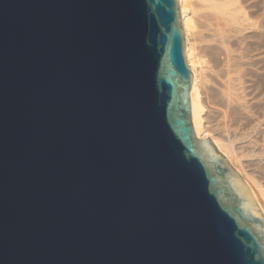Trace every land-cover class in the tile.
Returning a JSON list of instances; mask_svg holds the SVG:
<instances>
[{
	"label": "water",
	"instance_id": "1",
	"mask_svg": "<svg viewBox=\"0 0 264 264\" xmlns=\"http://www.w3.org/2000/svg\"><path fill=\"white\" fill-rule=\"evenodd\" d=\"M184 35L179 0H0V264H264Z\"/></svg>",
	"mask_w": 264,
	"mask_h": 264
},
{
	"label": "bare ground",
	"instance_id": "2",
	"mask_svg": "<svg viewBox=\"0 0 264 264\" xmlns=\"http://www.w3.org/2000/svg\"><path fill=\"white\" fill-rule=\"evenodd\" d=\"M246 2L247 0H179V8L184 34L186 35L187 58L193 76L191 101L192 122L195 135L209 134V138L217 144L219 150L224 153L232 167L238 173L242 175L245 173V170L251 172L250 175L245 173L247 176L245 174V176H243L250 186V195L255 198L256 204H258L261 211L264 212V155H260L263 159L257 156L251 157L252 159H249L248 156V161L243 159L246 157L244 154L247 152L248 155V151L250 150L256 153L255 150L258 147L257 143L260 141V138L258 142L256 139L257 143H255L254 139V141H249V139L252 140L253 136H251L252 138H248V141L243 137L246 141L242 139L244 143L242 142V144H240L238 143V139L241 140L242 137H238V141L236 140L238 135L237 126L235 130H233L235 127L231 130L233 123L239 124L241 120L239 117L243 118L242 116L246 115V112L251 110L250 108V110L247 111L250 103H252L248 101V94L251 90L249 88L251 87L249 82H253L255 78H253L252 75L256 72L254 69L255 66L257 67L261 61L264 60V54L251 51V48L254 49L251 45L255 44L252 43V40L257 39H253V35L258 33L256 31V23H254L257 19H255V14L253 15L255 21L250 18V13L248 14L246 11V5L249 4V2H247V4ZM258 20L261 21L262 19ZM258 20L257 25L259 24ZM258 28L259 30L261 29L260 27ZM255 47L257 48L259 46L257 45ZM259 48H257V50ZM204 59H206V61L208 60L211 64L208 66L209 68L204 67L209 63L203 66V64L206 63ZM251 78L253 79L251 80ZM257 78L260 77H256L255 79ZM263 79L264 76L261 77L262 81L259 79V84L263 82ZM251 88L253 90V87ZM254 91V93L258 92L256 90ZM261 96H258V98H262ZM259 109L261 111V108ZM255 110L257 109L255 108ZM253 111L251 110V112ZM256 112L255 115L257 116ZM257 113L261 114L259 111ZM250 114L249 117L254 116V114L253 116H250ZM260 119L264 120L262 117ZM255 120L256 119H254V121L252 120L254 123L249 122L248 127L251 131L255 130L259 136L262 128L260 124L256 125L257 123ZM246 122L244 124H246ZM245 126H247V124ZM241 133L240 131L241 136H245ZM252 135H254V133ZM262 142L264 144V140H262ZM259 144H261V141ZM261 147L264 146L262 145ZM263 151L257 153H263ZM242 167L244 169H242ZM256 170L259 173L261 172L260 175L257 173L260 182L256 180L257 176H254V171L256 172Z\"/></svg>",
	"mask_w": 264,
	"mask_h": 264
},
{
	"label": "rangeland",
	"instance_id": "3",
	"mask_svg": "<svg viewBox=\"0 0 264 264\" xmlns=\"http://www.w3.org/2000/svg\"><path fill=\"white\" fill-rule=\"evenodd\" d=\"M250 1H251V0H247V2H249V4H247V2H246V4H247V5H246V11L248 12V14L250 13V14H249V16H251L250 18L253 19L254 16H256L255 19H257V20H258V19H262V20H263V22H262V20H261V21L258 20V21H259V24L257 25V23H258L257 20L255 21V19H253V20L255 21L254 23H256V24H255V26H256V31L258 32V33H255V34H254L255 36L253 35V37H254L253 39L257 38L258 41H257V39L252 40V43H255L256 45H255V44H253L254 46L251 45V47L254 48V49L251 48V51H253L254 53L257 52L258 54H264V41H263V40H264V34H263V33H264V13H262V12H264V10H263V9H264V3H263L264 0H262V2H261V0H252V1H251L252 3H251ZM257 2H258V3H257ZM259 3H260V4H259ZM261 3H263V4H261ZM252 4H253V5H252ZM255 5H256V6H255ZM248 6H249V7H248ZM254 6L257 8V10H258L260 7H261V8L257 11L256 8H255ZM258 6H259V7H258ZM262 7H263V9H262ZM249 8H250V9H249ZM251 8H254V9H251ZM249 10H250L251 12H250ZM262 10H263V11H262ZM255 11H256V12H255ZM261 11H262V12H261ZM260 12H261V13H260ZM254 14H255V15H254ZM260 14H262V15H260ZM253 15H254V16H253ZM258 16H259V17H258ZM261 16H262V17H261ZM257 17H258V18H257ZM260 17H261V18H260ZM253 20H252V21H253ZM261 23H262V24H261ZM258 27H260L261 29L259 30ZM262 27H263V28H262ZM262 29H263V30H262ZM261 33H262V34H261ZM262 35H263V36H262ZM184 38H185V42H186V35H184ZM262 38H263V39H262ZM261 39H262V40H261ZM259 41H260V42H259ZM261 42L263 43V45H262ZM258 43H260V44H258ZM257 45L260 47V48L257 47V48H259L258 50H257V48L255 47V46H257ZM260 45L262 46V48H261ZM255 50H257V51H255ZM260 50H261V52H260ZM186 58H187V51H186ZM187 60H188V58H187ZM205 61H206V59H204V62H205ZM207 61H208V60H207ZM207 61H206L205 64H203V66L206 65L207 63H209V61H208V62H207ZM209 65H211V64L209 63V64H207V65L204 66V67H205V68H209V67H208ZM259 67H260V68H259ZM261 68H262V69H261ZM263 68H264V60L261 61V63H260L257 67L255 66L254 69H255L256 72H254V73L252 74V75H253V78H254V77H255V78H256V77H260V78H257V79L254 78L253 82H251V83L249 82V85L251 84V87H253V90H252L251 87H249L251 90L249 89L250 92H249V90H248V92H249L250 95L255 96V97H252V96H250V95L248 94V96H249V97H248V98H249L248 101H249V103H250V102H252V103H250L249 108L247 109V111L250 110V108H251L252 111H253V110H254V111H253V112H251V110L249 111V112L252 113V114H250L249 112H246L247 114L242 116L243 118L246 116V117H245L246 119H245V118L243 119V118L239 117V118L241 119L240 122H241V121H242V122H241V123L239 122V124H238V123H237V124L233 123V125H232L233 127H231V130H232L234 127H235V128H234L233 130H235V129H236V126H237V134H238V135H237L236 140L238 139V137H239V138L242 137L241 140H240V139H238L239 141L237 140L238 143H240V144H242V142L244 143V141H246V140H247L248 138H250L251 136H253V138L251 137L252 140L249 139V141H254V140H255V141H254L255 143H257V142L259 141V138H260L261 144H259L260 141L257 143V144H258V147H257V149L255 150L256 153H255V152H252V151L250 150V151H248L249 153H248V155H247V152H246V153L244 154L246 157L243 158L245 161H248V159H247L248 156H249V159H250L251 157H254V156H257V157H259V158H260V157L262 158V156L264 155V151H263V150H264V147H261L262 145L264 146V144H263V142H262V140H264V139H263V138H264V137H263V136H264V135H263L264 132H262V131H264V125H263V124H264V120H263V119H260L261 117L264 118V109H263V108H264V95H263V93H264V85H263V83H264V79H263V82H262L261 84H259L260 81H262V80H261V77L264 76ZM260 70H262L263 72L260 71ZM259 71L261 72V74H260ZM262 73H263V74H262ZM254 74H255V75H254ZM260 75H261V76H260ZM253 78H251V80H252ZM259 79H260V81H259ZM257 81H259V82H257ZM257 83H258V84H257ZM252 84H253V85H252ZM254 84H255V86H254ZM256 85H257V88H256ZM258 85H259V86H258ZM258 87H259V89H258ZM260 87H261V88H260ZM254 90H256V91H258V92L254 93V92H255ZM259 90H260L261 92H260ZM252 92H253V94H252ZM262 92H263V93H262ZM260 94H261L262 96H261ZM258 96H259V97L261 96L262 98H258ZM256 97H257V98H256ZM254 98H255V100H254ZM258 104H259L260 106H259ZM261 106H262V107H261ZM252 108H254V109H252ZM255 108H256L257 110H255ZM259 108H261V111H260ZM256 111H257V112H258V111L261 112V114H260V113H257ZM255 112H256L257 116L255 115ZM249 114H250V116H253V114H254V116H253V117H249ZM247 115H248V116H247ZM258 115H259L260 118L258 117ZM260 115H261V116H260ZM254 117H255V118H254ZM247 118H248V120H247ZM250 118H251V119H250ZM253 118L256 119L255 121H256L257 124H256V123H255V124H256V125L260 124V125H261V128H262V129H261V132H262V133L260 132L259 136H258V134L256 133L255 130H252L253 133H254V135H252L253 133H252L251 129H249V127H248V126H249L248 123H249V122H252V120L254 121ZM257 118H258V119H257ZM249 119H250L251 121H250ZM243 120H244V121H243ZM245 120L248 121V122H246ZM260 120H262V121H260ZM257 121H259V122H261V123H259V122H257ZM245 122H246L247 126H245V125H246V124H244ZM252 123H254V122H252ZM234 124H235V126H234ZM240 124H241V125H240ZM255 124H254V125H255ZM243 125H244L246 128H245ZM238 126H239V127H238ZM250 126H251V124H250ZM251 127H252V126H251ZM251 127H250V128H251ZM238 128H239V129H238ZM244 128H245V129H244ZM247 128H248V130H247ZM242 130H244V131L247 130V131L244 132V131H242ZM240 131L242 132L241 134H243V135H245V136H247V137H245V136H241V135H240ZM249 131H250V132H249ZM250 133H251V134H250ZM249 135H250V136H249ZM261 135H262V136H261ZM248 136H249V137H248ZM243 137H244L246 140H245ZM262 137H263V138H262ZM209 139H210V141L212 142V144H214V146L217 148V150H218L221 154L224 155V153H223L222 151L219 150L217 144H215V142H214L211 138H209ZM242 139H243L244 141H243ZM253 139H254V140H253ZM256 139H257V142H256ZM261 139H262V140H261ZM233 140H235V139H233ZM240 141H241V142H240ZM247 141H248V140H247ZM259 149H260V150H259ZM259 151H260V152L263 151V153H257V152H259ZM250 152H252V153H250ZM254 153H255L256 155H255ZM251 154H254V155H253V156H250ZM257 154H258L259 156H258ZM262 154H263V155H262ZM260 155H262V156H260ZM224 156H225V155H224ZM225 157H226V156H225ZM226 158H227V157H226ZM263 158H264V156H263ZM263 158H262V159H263ZM246 159H247V160H246ZM251 159H252V158H251ZM242 169H244V168L242 167ZM243 171H244V170H243ZM243 173H244V172H243ZM245 173H246V174H249V175L251 174V172H248L247 170H245ZM245 173H244V174H245ZM257 173L260 175L261 172L259 173L257 170H256V172L254 171V176H255V175L257 176V179H256V180H258V181L260 182V180H259L260 178H258L259 175H258ZM244 174H242V175L240 174V175H241V177H242L244 183L247 184L248 187H250L249 184L247 183L245 177H244L246 174H245V175H244ZM243 175H244V176H243ZM246 176H247V175H246ZM257 205H258V204H257ZM258 207H259V205H258ZM259 208H260V207H259ZM260 210H261V209H260ZM261 212H262V211H261Z\"/></svg>",
	"mask_w": 264,
	"mask_h": 264
}]
</instances>
